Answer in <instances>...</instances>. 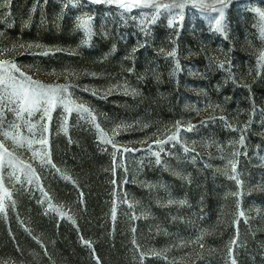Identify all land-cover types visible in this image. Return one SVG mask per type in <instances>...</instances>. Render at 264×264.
<instances>
[{
    "label": "rangeland",
    "instance_id": "rangeland-1",
    "mask_svg": "<svg viewBox=\"0 0 264 264\" xmlns=\"http://www.w3.org/2000/svg\"><path fill=\"white\" fill-rule=\"evenodd\" d=\"M144 2L184 7L0 0V59L67 85L69 107L96 117L4 110L0 264H55L52 225L74 232L90 264H102L96 245H118L122 264H264V0H225L223 32L196 0Z\"/></svg>",
    "mask_w": 264,
    "mask_h": 264
},
{
    "label": "snow or ice",
    "instance_id": "snow-or-ice-1",
    "mask_svg": "<svg viewBox=\"0 0 264 264\" xmlns=\"http://www.w3.org/2000/svg\"><path fill=\"white\" fill-rule=\"evenodd\" d=\"M93 2L100 3L101 0H93ZM106 2L113 3L114 0H106ZM116 2L119 3L120 7L126 10H131V8L134 6L155 7L157 11L162 8L168 9L184 7V5L181 3L167 5L147 3L144 2V0H134L132 4L124 3L123 0H116ZM217 4L219 5V7L216 6ZM194 6H199L201 8L211 7L213 12L218 13L217 16L210 18L211 21L214 22V30L217 32H223L225 30L223 20V9L227 6L225 0H215V3L211 5L205 4L204 0H196ZM260 15L264 16V13H260ZM89 21L90 17L81 18L78 26L84 29L86 32H90ZM169 26H172V21H169ZM20 47H23V45H20ZM7 51L10 50L4 49L3 51H0V56H2ZM168 55L174 56L175 52L173 51L171 53H168ZM258 59L264 61V52L261 53V56ZM17 72L19 73V77L14 74ZM67 92V85H45L40 81L33 80L31 76L26 75L13 61L8 59H0V125L5 123L3 119V113L5 109H7V111L9 112L14 113L18 120H23L25 115L27 117H34L39 114L41 120L50 121L52 110L60 106H63L69 113H71L72 111H77L82 114L81 118L91 117L92 121H95L96 117L93 115L92 110L85 107L83 104L77 105L75 108L69 107V104L66 103L65 100V94ZM221 119H223V117H221ZM10 127L12 129H18L20 125L13 123L12 125H10ZM41 127L43 128V132H47V124H44ZM97 127H99V125H97ZM192 127L194 126H189L188 130H191ZM33 128L34 126L29 123V130L32 131ZM3 135L5 138H8L10 133L5 131ZM169 139H176V137L173 136ZM107 142L112 143L111 140H108ZM156 142L162 143L163 141ZM242 142L243 137H241V143ZM39 143L46 144L47 138L42 137L39 140ZM0 148H3L4 153H7V148H4L2 143H0ZM185 150L188 151V149ZM124 151H130V149L125 148ZM156 155L159 156L158 153ZM0 159H2V156H0ZM159 162V159H157V163ZM229 163L231 165L233 173H236V165L231 161H229ZM230 178L236 180L237 184L241 183L238 173L236 175H232ZM5 196H7V192H5ZM4 207L5 206L2 200H0V212L4 211ZM239 215L243 216L244 213L240 212ZM113 218H115V210L113 211ZM236 242L237 241L234 239L231 243L235 244ZM201 247H203V244H201ZM229 253L231 254V249H229ZM155 255L159 254L157 253ZM232 264H236V261L234 259L232 260Z\"/></svg>",
    "mask_w": 264,
    "mask_h": 264
},
{
    "label": "trees",
    "instance_id": "trees-1",
    "mask_svg": "<svg viewBox=\"0 0 264 264\" xmlns=\"http://www.w3.org/2000/svg\"><path fill=\"white\" fill-rule=\"evenodd\" d=\"M170 101L172 97L174 98L173 91L169 92ZM168 99V100H169ZM87 182L90 184L91 188H94L96 191H89L91 194H96L101 188V170L98 165L90 167V170L87 173ZM88 192V191H87ZM97 198H94L93 201L97 202ZM92 201V202H93ZM93 202V203H94ZM48 238L49 241H53L54 244L51 248V254L54 259L55 264L67 263V264H90V258L86 257L85 248L77 247L74 242V232H70L63 227L60 228H49ZM102 242V241H100ZM118 245L114 247L104 246V254L100 252L99 247L96 245V250L98 252L102 264H122L118 260Z\"/></svg>",
    "mask_w": 264,
    "mask_h": 264
}]
</instances>
